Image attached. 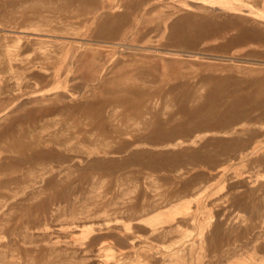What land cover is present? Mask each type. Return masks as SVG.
<instances>
[{
	"label": "rangeland",
	"instance_id": "374dc122",
	"mask_svg": "<svg viewBox=\"0 0 264 264\" xmlns=\"http://www.w3.org/2000/svg\"><path fill=\"white\" fill-rule=\"evenodd\" d=\"M262 13L0 0V264H262Z\"/></svg>",
	"mask_w": 264,
	"mask_h": 264
},
{
	"label": "bare ground",
	"instance_id": "6f19581e",
	"mask_svg": "<svg viewBox=\"0 0 264 264\" xmlns=\"http://www.w3.org/2000/svg\"><path fill=\"white\" fill-rule=\"evenodd\" d=\"M199 1V0H198ZM215 1V0H214ZM46 2H48V1H46ZM227 2V1H226ZM229 2V1H228ZM239 2H240V0H239ZM206 3V2H205ZM222 3V2H221ZM220 3V4H221ZM238 3V2H237ZM168 4V3H167ZM226 4V3H225ZM245 4V3H244ZM243 4V5H244ZM56 5V4H55ZM189 5V4H188ZM227 5H228V3H227ZM226 5V6H227ZM202 6V5H201ZM219 6H221V5H219ZM230 6V5H229ZM246 6V5H245ZM31 7V6H30ZM225 7V6H224ZM249 7V6H248ZM94 8V7H93ZM232 8V7H231ZM252 9H254V7L253 8H251V11H252ZM200 10V9H199ZM234 10V9H233ZM249 10V9H248ZM237 11V10H236ZM257 11V10H256ZM262 11V10H261ZM96 12V11H95ZM235 12V11H234ZM250 12V11H249ZM259 12V11H258ZM258 12H255V14L257 13L258 14ZM194 13V12H193ZM251 13V12H250ZM253 13V12H252ZM54 14V13H53ZM68 14V13H67ZM73 14V13H72ZM87 14V13H86ZM256 14V15H257ZM264 13H262V15H263ZM260 15V14H259ZM262 15H260V16H262ZM55 16V15H54ZM90 16V15H89ZM89 16H87V17H89ZM92 18V17H91ZM90 18V19H91ZM180 18V17H179ZM220 18V17H219ZM222 18V17H221ZM241 18V17H240ZM254 18V17H253ZM262 18V17H261ZM117 19V18H116ZM121 19V18H120ZM123 20V19H122ZM125 20V19H124ZM131 20V19H130ZM260 20V19H259ZM220 21V20H219ZM133 22V21H132ZM142 23V22H141ZM162 23H164V22H162ZM97 24V23H96ZM171 24V23H170ZM80 25V24H79ZM114 25V24H113ZM112 25V26H113ZM225 26V25H224ZM98 28V27H97ZM106 28V27H105ZM117 28V27H116ZM118 28H119V26H118ZM170 31V30H169ZM86 32V31H85ZM102 32V31H101ZM166 32V31H165ZM237 32V31H236ZM105 33V32H104ZM244 36V35H243ZM85 41V40H84ZM55 43V42H54ZM81 43V42H80ZM85 44V43H84ZM103 45V44H102ZM124 45V44H123ZM254 45V44H253ZM59 47V46H58ZM124 48V47H123ZM172 49V48H171ZM64 51V50H63ZM83 51V50H82ZM139 51V50H138ZM152 51V50H151ZM174 51V50H173ZM178 51V50H177ZM56 52V51H55ZM158 52V51H157ZM169 52V51H168ZM109 53V52H108ZM171 53V52H170ZM175 54V53H174ZM62 55H64V54H62ZM61 55V56H62ZM161 55H163V54H161ZM217 55V54H216ZM82 56V55H81ZM173 56V55H172ZM96 57V56H95ZM177 57V56H176ZM235 57V56H234ZM64 58V57H63ZM82 58V57H81ZM239 58V57H238ZM187 59V58H186ZM198 59H199V57H198ZM201 59V58H200ZM205 60V59H204ZM203 61V60H202ZM168 63V62H167ZM111 64V63H110ZM83 68V67H82ZM230 68V67H229ZM131 69H132V67H131ZM82 70V69H81ZM222 70V69H221ZM238 70H240V69H238ZM244 71V70H243ZM239 73V72H238ZM254 73V72H253ZM167 74V73H166ZM138 75V74H137ZM61 78V77H60ZM66 80V79H65ZM129 83V82H128ZM260 83V82H259ZM261 84V83H260ZM36 85V84H35ZM65 85V84H64ZM125 85V84H124ZM124 85H122V86H124ZM33 86V85H32ZM121 87V86H120ZM126 87V86H125ZM118 88V87H117ZM123 90H124V88L123 87H121ZM128 88V87H127ZM262 89V88H261ZM65 90V89H64ZM125 90H127V89H125ZM124 90V91H125ZM131 90H133V89H131ZM56 91H58V90H56ZM46 92V91H45ZM50 92V91H49ZM72 92V91H71ZM120 92H122L121 90H120ZM127 92V91H126ZM130 92H132V91H130ZM126 93L127 94V96H129V94H131V93ZM138 92V91H137ZM36 93V92H35ZM145 94V93H144ZM177 94V93H176ZM93 95V94H92ZM91 95V96H92ZM119 96V95H118ZM117 96V97H118ZM127 96H125V97H127ZM19 97V96H18ZM59 97V96H58ZM116 97V98H117ZM119 97H121V96H119ZM118 97V98H119ZM183 97V96H182ZM146 98V97H145ZM123 99H124V97H123ZM147 99V98H146ZM145 99V100H146ZM23 100V99H22ZM117 101L119 100V99H116ZM115 100V101H116ZM121 100H122V98L119 100L120 102H121ZM127 100H128V97H127ZM129 100H131V97L129 96ZM140 100V102L142 103V100L141 99H139ZM123 101V100H122ZM132 101V100H131ZM131 101H130V103H131ZM144 101V100H143ZM147 101V100H146ZM151 101V104H152V100H148L147 101V104L146 105H148V102H150ZM14 102V101H13ZM120 102H117V103H120ZM124 102V101H123ZM123 102H121V103H123ZM194 102V101H193ZM137 103V102H136ZM138 104H139V102H138ZM144 104H145V102H144ZM150 104V103H149ZM15 105V104H14ZM125 105H127V104H125ZM137 105V104H136ZM139 106V105H138ZM149 106V105H148ZM12 107V106H11ZM152 106H150V108H151ZM138 109V108H137ZM147 109H149V108H147ZM146 109V110H147ZM210 109V108H209ZM9 110V109H8ZM205 110V109H204ZM138 111H139V109H138ZM143 111H145V109L143 108ZM149 111V110H148ZM151 111V110H150ZM210 111V110H209ZM208 111V112H209ZM120 112V111H119ZM207 112V111H206ZM1 113V112H0ZM137 113H139L140 114V112H137ZM146 113V112H145ZM145 113H144V115H145ZM70 114V113H69ZM65 115V114H64ZM80 115V114H79ZM136 115V114H135ZM141 115V114H140ZM144 115H143V117H144ZM155 115V114H154ZM86 116V115H85ZM139 117V116H138ZM155 117V116H154ZM172 117V116H171ZM137 118V117H136ZM142 118V117H141ZM145 118H146V116H145ZM145 118L143 119V121L145 120ZM139 119V118H138ZM137 119V120H138ZM152 119V118H151ZM151 119H149V121L151 120ZM68 120V119H67ZM128 120V119H127ZM153 121V120H152ZM144 122H146L147 123V121L145 120ZM151 122V121H150ZM70 123V122H69ZM116 123V122H115ZM141 123H142V121H141ZM146 123H144V124H146ZM149 123V122H148ZM147 123V124H148ZM146 124V125H147ZM139 125V124H138ZM151 125V124H150ZM150 125H148L149 127H152V126H150ZM69 126V125H68ZM170 126V125H169ZM168 126V127H169ZM157 128V127H156ZM231 128V127H230ZM37 130V129H36ZM153 130V129H152ZM157 130V129H156ZM225 131H227V130H225ZM152 132V131H151ZM217 134V133H216ZM25 135V134H24ZM21 141V140H20ZM194 144V143H193ZM244 146V145H243ZM260 147V146H259ZM146 148V147H145ZM261 148V147H260ZM147 149V148H146ZM148 151V150H147ZM2 153V152H1ZM107 153V152H106ZM109 154V153H108ZM254 156V155H253ZM5 157V156H4ZM93 157V156H92ZM91 157V158H92ZM134 157V156H133ZM225 158V157H224ZM92 160V159H91ZM132 165V164H131ZM180 169V168H179ZM185 174V173H184ZM227 174V173H226ZM231 174V173H230ZM261 178V177H260ZM248 181V180H247ZM150 184V183H149ZM36 185V184H35ZM2 188V187H1ZM35 188V187H34ZM176 188V187H175ZM91 190V189H90ZM2 191V190H1ZM25 192V191H24ZM223 192V191H222ZM39 193V192H38ZM78 193V192H77ZM207 194V193H206ZM209 195V194H208ZM224 196V195H223ZM195 197H196V195H195ZM13 198V197H12ZM215 198V197H214ZM196 199V198H195ZM227 203V202H226ZM175 204V203H174ZM63 205V204H62ZM221 205V204H220ZM224 205V204H223ZM195 206V205H194ZM209 206V205H208ZM181 207V205L180 206H176V208L175 209H178V208H180ZM264 207V206H263ZM4 208V207H3ZM11 208V207H10ZM175 209H169V210H165V211H161V212H158V213H156V214H154L153 216H151V217H149L148 218V221L149 222H152V223H156V222H158V221H160L163 217H169L170 215H171V213L175 210ZM158 210V209H157ZM26 211V210H25ZM1 212V211H0ZM155 212V211H154ZM188 212V211H187ZM189 213V212H188ZM72 214V213H71ZM142 215V214H141ZM78 216V215H77ZM176 218V217H175ZM120 220V219H119ZM125 221V220H124ZM235 222V221H234ZM101 224V223H100ZM119 224V223H118ZM121 224V223H120ZM103 225V224H102ZM105 225V224H104ZM197 225V224H196ZM106 226V225H105ZM57 228V227H56ZM74 228V227H73ZM76 228V227H75ZM198 229V228H197ZM97 230V229H96ZM73 231V230H72ZM198 231V230H197ZM84 232V231H83ZM92 232V231H91ZM184 233V232H183ZM195 234H197V232L195 233ZM172 235V234H171ZM72 236V235H71ZM151 236V235H150ZM8 237V236H7ZM194 237V236H193ZM201 238V237H200ZM138 239V238H137ZM194 239V238H193ZM188 240H190V239H188ZM236 240V239H235ZM52 241V240H51ZM55 241V240H54ZM178 244V243H177ZM197 245V244H196ZM154 246V245H153ZM65 248V247H64ZM78 249V248H77ZM147 250V249H146ZM176 250V249H175ZM181 250V249H180ZM101 252V251H100ZM178 252V251H177ZM240 252V251H239ZM168 253V252H167ZM174 253H175V251H174ZM239 254V253H238ZM103 255V254H102ZM108 255V254H107ZM79 256V255H78ZM88 257V256H87ZM250 262V261H249ZM262 264H264V260H263V263Z\"/></svg>",
	"mask_w": 264,
	"mask_h": 264
}]
</instances>
